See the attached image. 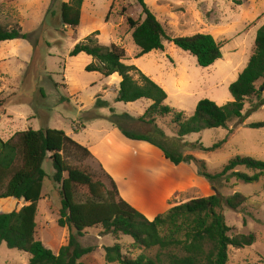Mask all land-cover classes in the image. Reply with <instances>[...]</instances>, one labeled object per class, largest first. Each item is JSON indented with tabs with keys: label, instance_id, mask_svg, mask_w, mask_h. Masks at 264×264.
Here are the masks:
<instances>
[{
	"label": "rangeland",
	"instance_id": "1",
	"mask_svg": "<svg viewBox=\"0 0 264 264\" xmlns=\"http://www.w3.org/2000/svg\"><path fill=\"white\" fill-rule=\"evenodd\" d=\"M69 0H0V26L19 27L24 39L0 42V139L5 142L18 132L53 129L91 152L79 159L73 152L64 154L67 164L90 173L109 188L112 179L119 195L147 220L164 214L171 206L213 194L225 198L235 193L247 198L238 210L222 206L229 236L253 234L252 246L228 248L227 264H264V176L245 184L230 178L207 181L199 162L174 165L162 151L145 142L125 139L110 122L127 115L120 125L128 131L148 134L168 155L192 156L203 161L204 171L218 174L229 160L248 157L264 162V128L249 125L264 123V106L258 101L245 102L242 117L226 129H204L178 139L171 118H158L152 125L137 120L150 106L147 100L123 104L114 101L120 78H104L86 72L93 59L84 54L69 57L72 47L98 33L99 45L114 44L125 52L124 64L134 66L167 95L165 105L193 116L196 104L209 100L217 106L232 102L228 87L245 67L253 53L257 30L264 24V0H144L170 38L195 34L211 35L221 46V59L208 68H200L195 58L164 42L163 51H152L136 58L139 49L131 39L128 19L141 22L144 17L136 0H84L79 26H62L59 10ZM136 76L134 77V79ZM259 86V83L256 85ZM107 107L96 109V98ZM264 99V91L261 92ZM158 131L162 132V136ZM224 141L214 151L213 145ZM42 170L47 175L42 199L37 204L36 239L57 253L74 231L57 225L60 210L59 187L51 180V161L45 159ZM238 172L251 176L245 168ZM100 229L85 230L76 240L81 247L95 251L82 258L84 264H105L104 248L119 243L122 252L135 258L129 237H100ZM154 255V251L147 253ZM30 256L0 244V264H27Z\"/></svg>",
	"mask_w": 264,
	"mask_h": 264
},
{
	"label": "trees",
	"instance_id": "2",
	"mask_svg": "<svg viewBox=\"0 0 264 264\" xmlns=\"http://www.w3.org/2000/svg\"><path fill=\"white\" fill-rule=\"evenodd\" d=\"M142 10L143 21L128 19L131 39L139 49L136 58L152 51H163L164 42H169L179 50L188 53L200 68H208L221 59V46L208 34L170 38L155 15L146 7L144 0H136ZM84 0H69L60 5L62 26L75 30L80 23L81 7ZM98 33L76 43L69 57L84 54L93 59L85 67L86 72L99 73L104 78L117 75L120 78L114 101L129 104L138 100L150 101V106L137 120L152 125L158 118H171L178 139L204 129H226L227 124L242 117L245 102L258 101L264 106L261 92L264 91V24L257 30L254 49L248 62L237 79L228 87L232 102L217 106L209 100L196 104L192 117L185 118L182 112L165 105L167 95L156 83L143 75L134 66L124 64L125 52L117 45H99ZM19 27L7 29L0 26V42L24 39ZM136 78L134 79V77ZM259 83V86L256 85ZM2 102H0V107ZM107 103L95 100L96 109L107 107ZM110 122L121 135L130 141L145 142L162 151L165 160L174 165L182 162H199L203 169L201 176L212 182L226 177L245 184L256 183L264 176V162L248 157H235L228 161L218 174L209 175L204 171L203 161L192 156L181 157L166 154L162 146L148 134L125 130L120 122L127 115L116 116L111 110ZM251 129H262L264 123L249 125ZM162 136V132L158 131ZM224 141L213 145L205 152L218 149ZM73 152L79 159H88L91 152L64 132L53 129L26 130L16 133L3 142L0 139V199L22 200L24 206L19 211L0 213V244L30 256L27 264H84L82 258L95 251L94 247H81L76 237H82L85 230L100 229V237H129L133 248L140 251L131 258L122 252L119 243L104 248L105 264H227V250L250 247L255 242L253 234H236L225 225L222 206L236 211L246 203L247 198L235 193L228 197L218 194L206 198L191 199L171 206L164 214L147 220L119 195V187L109 180V188L93 175L79 167L65 162L64 154ZM49 159L54 171L51 180L58 185L60 210L57 225L74 231L65 246L57 253L47 249L36 239L37 204L42 199V187L47 175L42 163ZM245 168L253 174L248 176L238 172ZM5 210L10 208L4 207ZM154 251L153 256L147 253Z\"/></svg>",
	"mask_w": 264,
	"mask_h": 264
},
{
	"label": "crops",
	"instance_id": "3",
	"mask_svg": "<svg viewBox=\"0 0 264 264\" xmlns=\"http://www.w3.org/2000/svg\"><path fill=\"white\" fill-rule=\"evenodd\" d=\"M248 62V61H247ZM247 64V63H246ZM246 66V65H245ZM244 69V68H243ZM242 72V71H241ZM240 72V73H241ZM239 73V74H240ZM238 74V75H239ZM113 77V76H112ZM24 206L22 200H16L14 198H6L0 199V213H8L11 211H19ZM4 207L10 208L9 210H5Z\"/></svg>",
	"mask_w": 264,
	"mask_h": 264
}]
</instances>
